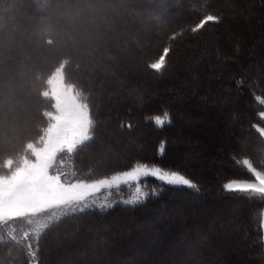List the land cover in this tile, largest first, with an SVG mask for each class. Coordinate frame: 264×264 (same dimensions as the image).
<instances>
[{"label": "rangeland", "instance_id": "rangeland-1", "mask_svg": "<svg viewBox=\"0 0 264 264\" xmlns=\"http://www.w3.org/2000/svg\"><path fill=\"white\" fill-rule=\"evenodd\" d=\"M220 1L221 4L225 3L230 8H234L232 13L225 12L223 14V21L221 24H219L220 28L218 30L217 36H220V38H222V41L226 47L224 48L222 46V49L224 50V54H227L223 56L222 61L226 58V60L236 62V54L234 52V49L235 51L237 49L240 50V48L243 49L244 40L246 38L247 45H251L252 42H254V38L248 31V28L250 27V19L253 18V15H251V13L249 14L247 10L244 11V9H241L244 14H237V12L239 13L240 11V7H238L237 9L235 8V0ZM15 2L16 0H0V84L5 86L6 88V90H4L3 88L4 93H0V152L4 148L11 152V145L14 144V146H16L18 142L24 144L27 140H31L27 141L26 143H38L39 137L41 135L37 137L36 135H34L38 131V124L41 122L44 125L41 128V133L43 134V131L47 128L48 125V119L46 115L54 111V102L51 97V82H59L60 80H63V83L69 89L74 88L88 103L86 97L87 95L86 93H84V90L78 88L73 83V81H78V77L83 83L84 81L87 82L86 86L92 91L93 100H95L96 106L97 104L100 105V109H98V106L96 107V110H98V112L95 110L96 116L94 115V112L90 107L94 121L93 139L95 135L96 138L92 143L88 144L89 146L84 150L82 149V146L75 153L58 154V158L54 164V168L61 172L63 174V177L68 181H75L76 179H79L75 176L73 168L76 156H79L78 158L80 162L83 163V160H85V162H87L86 164L89 165L90 163L93 164L94 161L97 162L96 159L102 160V156L109 155V152H111V155L113 156V153H117L115 151L117 149H119V151H121L125 156L128 155V152L137 151L139 154H142L143 151L150 152L152 148H154V146L157 144V140L153 142V144L152 140L148 143L147 138L145 139L147 143L144 141L145 137L142 135V130L144 131L148 128L150 129V125L148 127L147 124L145 125V123L139 122L134 118V113L136 107H138L137 99L139 97L137 95L138 93L136 92L135 83L142 85L143 88H146L148 82H143L141 80H152L150 78H147L146 73L141 67V63L147 61L148 57L153 53V51L148 53V57L147 55H142L143 57H141L139 63L136 61L134 53L135 48L136 50H139L140 46H138L137 44L132 45L136 42V38L139 39V36L143 38V36L145 35L151 33L155 35L159 32L156 27L159 26L158 24L160 20H155L152 18V10L149 9L151 4L150 0H62L61 7L63 9V13L58 12L59 15L57 14V10L52 7L51 0H24V3H19L21 5L20 7L18 3L15 4ZM200 3H202L201 0ZM192 4L195 3H192L191 0H161L160 6H154V10L155 12L159 11L160 13H162L163 16L161 15V18H163L166 13L172 15L177 13L179 15L181 13V10L188 11L189 8H196L197 5L194 6ZM262 5H264L263 0ZM28 8H30L35 13L36 11H39L40 14L42 13V16H48L45 19L41 20L42 24H39V30L33 33L30 32L31 29H26L23 26L24 24L25 26L29 27L28 24H21V22H19V24L15 25L14 22H12V19L22 20V18H26L24 15L27 13ZM13 15L15 16L12 17ZM49 15H55L56 18ZM193 16H189L188 20ZM263 18L264 13L259 15V17H256V20H263ZM53 19H56L60 24L65 25L66 30L63 34H67L68 36L66 41H63L62 31H57L56 28H54L55 24L50 22V20ZM128 20L133 21V23L135 24L133 26H130L131 24L128 22ZM167 20L169 21V19ZM258 22L259 21H257L256 23ZM49 23H51L52 26ZM170 24L171 21L167 24V26H169ZM48 25L49 29L47 27ZM79 26L83 27V29L79 30ZM42 29L50 30L51 35L55 36L56 43L54 46L51 45L47 47L42 42V34L39 33V31H41ZM32 34H35V36H33ZM207 36L208 35L203 36L204 38L202 37L203 42H206L204 39L207 38ZM220 38L218 40H220ZM117 40L119 41L120 46L118 45L119 43L117 42ZM248 41H250V43H248ZM110 47L116 49V51H113L112 49L108 51L112 55L111 59H113V57L114 59H116V62L114 61V66H119L120 70H122L121 73L119 72L120 75L118 76L117 73L111 71L110 68H104V66H106V63H104V60L102 59V54L105 53V51ZM174 51H177L176 54L178 55H175L174 57H170L168 59L169 65L166 72H164L163 74L164 76H161L157 82H153L155 84H158L159 86L156 85V87L152 88L153 91H155L152 94L154 96L158 94L160 97L169 94L172 97L177 98L176 102L179 105V101L181 99H183L186 103V108H183V114L181 112H176L174 114L173 127L175 131L180 132V127L183 126L182 130L184 133H187L188 135V133H191L192 131L194 132L195 136L193 138L189 136L182 137L184 141L182 143L171 139L170 147L168 149L170 158L176 157L174 158V160L176 161L174 162V164L180 167H185V162H191V160H189L191 158L190 155H192V158L195 159L196 154V151H192V147H189V143H191L193 147L195 146L196 148L202 150L204 153H207L206 148L211 144L222 145L224 141L231 144L233 141L237 142V139L236 137H233V139L230 140L227 139L226 135V138L220 135L222 133L226 134L225 132L227 131L226 127H224L225 125H227L228 127L232 125V121L229 120L230 116L229 114H227L228 111H224V116H222L223 111L221 109V104L223 101L219 100L218 95V102L214 100V93L207 90L204 86V78L199 84L200 75L203 77H209L210 75H212V79L215 77L216 80L219 79L218 72L220 67L218 66L221 63V59L218 62H215V64L214 62H212V65L214 66H207L205 68L206 71L202 72L199 71V68H196V65H194L195 62H200L201 60L198 58L199 54H193L196 53L193 47H187V50L185 49V46L183 49H179L178 47L175 48ZM60 53L64 54L60 59H53ZM188 53L191 55L192 60H190V56ZM248 56H250V54ZM86 58H92L94 60H89L88 62ZM111 59L110 61L113 63V60ZM250 59L254 60L253 65L255 68L258 64L262 65V63H264L263 53L256 56V58ZM52 60L58 62L54 64V61ZM51 61L54 65L46 75L48 76V78L46 81V88H44L43 91V96L47 99H50L51 106H53L51 110L46 111V115L42 118L43 121H37L36 119L32 123L30 122V119L34 115V112L36 117L39 116L41 118V109H44L45 107L43 105L42 107H40V105L36 107V102L34 101L38 93L34 92L33 85L29 83V80L25 81L23 79V77L28 75H22L21 73L25 67V63H33L34 65H36V67L43 68V66H46ZM248 62L249 61L247 60V63ZM133 68L135 70L137 69V72L140 74L141 79H134L132 77ZM98 75L99 79L96 78ZM170 78H173L172 82L167 81V79ZM195 80H199L198 83H196ZM188 81L191 84L192 82L194 84L196 83L198 92L196 91L195 95L185 94V92L189 90ZM101 83H103V85H101ZM124 85L127 87V89H125L126 94L129 93L127 94V98L122 96V92L124 91L121 90V88ZM184 94L186 96H184ZM43 96L41 97V100L43 102H46L45 100H43ZM160 97H158V103H160V100H163V98L161 97L160 99ZM190 103L194 104L193 106L200 107L198 114H196V112L191 114V112L193 111L190 110L189 106L192 105ZM210 108L213 109V113L210 116L213 117L212 119L206 114V111L210 110ZM120 117H123L125 121L130 120L132 122V132L124 130L120 126L118 127L117 123L118 118ZM215 118H217L218 122L214 121ZM131 119H134V121ZM97 123H99L98 129L96 128ZM32 126L35 128L36 132L32 134L29 139L22 141L20 139L21 133L25 134L27 132H31ZM170 130L172 131L173 129L170 128ZM146 135L149 138L153 139V134L148 133ZM176 135L179 138V134L176 133ZM191 136H193V134H191ZM200 139H204V143H202ZM175 145H177L178 149L180 146L179 152H176L178 149L175 148ZM113 158L114 161H124L123 157L119 156L118 153L115 155V157H112V159ZM208 159H210L209 162H213V165H216L212 157H208ZM109 160L111 159L109 158L108 160L104 161V163L108 162ZM164 160L168 161L169 159L164 157ZM139 162L141 161H137L135 163ZM100 163L103 164L102 161ZM135 163H133L131 167H133ZM202 163L203 161H199L196 168L200 170V166H206L210 168L208 165H202ZM131 167L125 170H130ZM99 168H101V165L99 166ZM192 173L196 177L198 176L197 173ZM104 174L105 173H102L98 177L95 176L94 179L82 178V180L91 181L103 178L105 176H110L115 173L107 175ZM223 177L224 175L221 176L222 180L224 179ZM197 178L199 179V176ZM200 179V181H202L203 183L205 182V179L201 177ZM147 182L148 178L146 181H141L140 187L142 191L150 190ZM162 187L165 188L167 187V185H163ZM204 193H207V196L204 200L200 199L201 201L199 200L198 202H194L195 204L183 203V206L177 207L180 212L179 214L181 215L177 216L178 218H181L182 221L189 216L190 218L185 222V224L187 223V226L185 225L184 228L191 226L193 232L197 231L199 225H204L203 230L208 233L210 237L209 239H211V241L213 242V246L208 244V241H205L206 238L204 239V237L201 236V232H197L193 235L194 239L192 240L196 246L195 253H192V256L194 258L184 260L181 257L177 256V250L173 252L175 249H171L170 247L169 252L173 257H175V260L170 262V260L164 258L162 259L161 264H238L239 261H242L239 264H246L247 261L251 262V255H244L237 251L240 247L239 243L237 244L238 234H236V237L233 236V232L238 228V223L234 222L232 216H236L239 213V210L236 209L239 207V201L227 198L221 200L217 197L216 200L209 199L208 196L212 198H214V196L207 192V190H205ZM135 196V186L131 185H121L119 189H105L95 194V205L91 208H100L99 205L101 204H113L115 200V202H121L126 199L131 200ZM176 197L170 196L166 191L165 197L163 199L167 200V202L169 203L171 201H175L173 202V206H171L175 208L174 204L177 201ZM206 199L210 201H207ZM183 200L185 199L183 198ZM205 200L207 202H205ZM162 201L164 200H160L156 202V204L163 206L164 203ZM215 201L217 203L221 201V204L219 203L220 205H218L217 209H214L215 207L213 205V202ZM203 202L207 203L206 205H210H208L206 209H204V211L208 209L203 216L204 220L202 219V214L204 211L202 212L201 210V207H205V204ZM88 203L92 205V197L89 198ZM188 205H190V207H188ZM147 207L143 210H139L136 214L141 215L143 212H147L146 216L148 217H150V215H154L155 211H153L152 209H148ZM167 208H169V206ZM168 210H170V208ZM241 213H243L244 216L245 211ZM68 214H71V212L64 214L61 212V210H55V215L59 217L58 220L50 219L52 213L48 212L31 218V223L28 222V219H22L15 222H10L7 225H0V238H9V233L11 232L17 237L18 240H20L23 238V235L27 233L28 238L33 242L35 255L31 257L34 264H37L39 260V256L36 255V251H39V248L41 249V252H39L42 253L43 256V259H41V264H87L88 261L95 262L97 260V257L99 258L100 253H90L84 248L89 247L93 249L95 246H97L96 244L94 245L95 239L100 240L103 238L102 236L100 237L96 235L97 231L103 230L107 232L108 230H113L111 229L113 227L116 228L115 226L119 228L118 225H114V221L117 220L115 216L116 214L110 216L107 215L103 218L92 214L93 216H87V219L86 217H80L77 220L66 222L55 227L54 224L59 222L60 218ZM124 216H129L128 218H125V221L128 220V224H126V226L128 227V225H130L133 221L131 219L132 215H128L126 213V215ZM215 218L216 220H219L217 224L218 228L213 229L210 227V223L212 222V220H215ZM190 220L192 221V223L189 222ZM95 221L96 223L101 222V225L99 224V227H95L94 230L92 229V231H90V229L88 228L91 226L90 224L95 223ZM41 224L47 225V227L41 230L38 235L37 228ZM80 229L89 232L90 235L86 237L84 236V233L82 234L81 238L76 239V237H73V232L77 231L78 233ZM134 229L135 227L132 228V231ZM217 229H219V234L212 231H215ZM46 230H48L47 233ZM203 230L202 232H204ZM177 231L178 235L176 236L175 234L170 233V235H168V240L174 242H182V231L184 230L180 228ZM112 232L114 233V231ZM261 236L263 239L262 246L264 248V229H262ZM225 237H227V239ZM223 238L228 241H230L232 238H235V244L230 245L228 243H224V245L223 243H220L221 240H224ZM105 241V245H107V238L105 239ZM218 241H220V248H216ZM130 242H132V240ZM112 243L113 241L109 240L108 249L109 252H111L110 257L113 259H116L115 257L118 255L117 252H127L128 247H130L128 245L123 246L122 243H120L115 248H112ZM67 246L71 247L69 248L70 251L65 249ZM97 247L99 248L98 251L106 250L102 247V244ZM131 248H134V246H132ZM214 248H216V253L214 251ZM240 249H243V247L241 246ZM49 260L52 262H50ZM109 262H113V260ZM255 264H259L258 260H255Z\"/></svg>", "mask_w": 264, "mask_h": 264}, {"label": "trees", "instance_id": "trees-1", "mask_svg": "<svg viewBox=\"0 0 264 264\" xmlns=\"http://www.w3.org/2000/svg\"><path fill=\"white\" fill-rule=\"evenodd\" d=\"M191 1L192 3H195L192 5L194 6L197 5L196 8H189L188 11L181 10V13L179 15L177 13H175L174 15L166 13L163 18L159 19L160 20L158 24L159 26L156 27L159 30L158 34L154 35L152 33L151 34L146 33L148 35L143 36V38H141V36H139V39L136 38V42L134 44H132L131 42L132 45L137 44L138 46H140L139 50H136L135 48V53H134V57H136V61L139 63H140L141 57H143L142 55H147L148 57V53L153 51V53L148 57V59L145 58L147 59V61L144 60L145 62L141 63L142 64L141 67L143 71L146 73L147 78H150L152 80H149V79L141 80L143 82H148L146 85V88H143L142 85L135 83L136 92L138 93L137 95L139 97L137 99L138 107H136V110L134 113L135 119H137L139 122L145 123V125L147 124L148 127L150 125V129L147 127L148 129L144 131L142 130V135L145 137L144 138L145 142H146L145 140L146 138L148 140L147 141L148 143L152 140V144L153 142L157 140V144L154 146V148H152L153 151L152 150L150 152L143 151L142 153L143 155L139 154L137 151L128 152L127 153L128 155L125 156L122 154L121 151H119V149H117L115 151L118 153L119 156L123 157L124 159L123 162H119L116 160L114 161V158L112 159V157H115L117 153H113L114 155L112 156L111 152H109V155L102 156L103 158L102 160L96 159L97 162L94 161L93 164L90 163L89 165L86 164L87 162H85V160H83V163L80 162L78 158L79 156H76L74 160L73 168H74L75 176L77 178L79 179L93 178L94 179L95 176L98 177L102 173H105L104 175H107V174H112V173H116L121 170L128 169L129 167H131L133 163L137 161H141V162H146L148 164L159 165L164 168L171 169V170H178L184 173L187 177L192 179L199 186V192H196L194 190L187 189V188H177L173 186H167L163 188L160 182H157L154 179L148 178L147 183H148L150 190L157 191L158 195H154V196L149 195L145 202H141L135 206H131V205H125L122 202H115L116 201L115 200L114 201L115 203L114 202L113 204L111 203L113 205V207L111 208H105V209L90 208V209L85 210V212L83 213H79V212L71 213V214H68L60 218L59 222L54 224L55 227L57 225L64 224L66 222L77 220L80 217L81 218L86 217L87 219V216H91L92 214L98 217H102V218L107 215L110 216V215L116 214L115 216L117 220L114 221V225H118L119 228L115 226L117 229L113 227L111 228L113 230H108L107 232L103 230L97 231L96 235L100 237L102 236L103 240L95 239L94 241V245L96 244L97 246H100V244H102V247L106 250L98 251L99 248L97 246H95L93 249L89 247L84 248L85 250H88L90 253L92 252L100 253L99 258L97 257V260L95 262L88 261L87 264H129V263L130 264H161L162 259L164 258L172 262L175 260V257H173L172 254L169 252L170 247L171 249H175L173 252L177 250L178 252L177 256L181 257L184 260H187L189 258L191 259L194 258L192 256V253H195V249H196L195 243H193L192 241L194 239V236H193L194 234H196L197 232H201L202 233L201 236L204 237V239L205 238L207 239V240L205 239V241H208V244L213 246L212 245L213 242L211 241V239H209L210 237L208 233H206V231L203 230L204 225L202 226L199 225L196 232H193L191 226L184 228L185 225L187 226V223L185 224V222L190 217L188 216L186 219H184L185 221L184 220L182 221L181 218H178V216H181V215L179 214L180 212L177 209V207L183 206L182 205L183 203L195 204L194 202H198L200 199L204 200L205 197L207 196V193H204L205 190H207V192H209L210 194L214 196V198L208 196L209 199L216 200V197H217L218 199L220 198L221 200H224L227 198V199H231V200L234 199V200L239 201V207L236 208L237 210H239L238 211L239 213L236 216H232V219L234 220V222L238 223V228L236 231L233 232V236L236 237V234H238L237 244L239 243V246L243 247V249H240L239 247L237 251L244 255L249 254L252 257L250 258L252 261L258 260L259 264H264V248L262 246L263 239L261 236L262 228L260 227L261 221L263 220L264 201H262L258 197L248 198L243 195L234 196L231 194H227L221 190L222 184L231 179H240V180L252 179L251 174L248 173L247 169L243 167L241 164H239L238 161H242L243 159H246V158L250 159V161L253 163L255 167H257L258 170L264 171V138L260 137L259 134L256 133L255 130L251 128V125L253 123H259L261 124V126H264V122H261L257 115L259 111L264 110V106H260L258 102L254 100L255 95L264 96V68H263L264 63H262V65L258 64L257 67L255 68L253 65L254 60L250 59V58H256V56L262 53L264 55V22H263L264 18L263 20L261 19L256 20V17H259V15L264 13V5H262V0H235V4H234L235 8L237 9L238 7H240V11L239 13L237 12V14L239 15L244 14V12L241 11V9H244V11L247 10L249 14L251 13V15H253V18L250 19V27L248 28V31L251 34V36L254 38V42H252L251 45L250 44L247 45V38H246L244 40L243 49L240 48V50L237 49L236 51L234 49V52L236 54L235 55L236 62H232L230 60H226V58L222 61L223 56L227 55V54H224V50L222 49V46L224 48L226 47L222 41V38H220V36L218 37L217 35H218V30L220 28L219 24H221L223 21V16H224L223 14L225 12L232 13L234 8L232 7L230 8L225 3L221 4L220 0H201L202 3H200V0H191ZM51 2H52V7L55 10H57L58 15L59 13H63L62 12L63 9L61 7L62 0H51ZM17 3L20 7L21 6L20 4L24 3V0H16L15 4ZM154 6L155 5L150 4V8L148 7L149 9L152 10L151 16H153L155 13ZM214 6L216 9L214 8ZM31 11L32 10L28 8L27 13L24 15L26 18H22V20L12 19V22H14L15 25L19 24V22H21V24L23 23L28 24L29 27L25 26L24 24L23 26L26 29H29V30L31 29L30 32L33 33L39 30V26H40L39 24H42L41 20L45 19L48 16L47 15L42 16V13L40 14L39 11H36V13L33 11L31 12ZM206 12H212L213 14L221 16L222 17L221 23L209 24L204 29H202L200 32L196 34L186 33L183 37L179 38L175 42L169 41L168 37L174 31H178L181 27H187V26L195 24L196 22H198L201 15H203ZM14 16L15 15H13L12 17ZM49 16H53L56 18L55 15H49ZM189 16H193V17H191V19L188 20ZM167 19H169V21ZM170 21H171V24L167 26V24L170 23ZM257 21L259 22L256 23ZM50 22L55 24L54 28H56L57 31H62V34L65 32L66 30L65 25L60 24L59 21H57L56 19L50 20ZM128 22L131 24L130 26H133L135 24L131 20H128ZM47 27L49 29V25ZM78 29L82 30L83 27L79 26ZM39 33L42 34L41 36L42 42L45 44V46L48 47L51 45L52 46L55 45L56 39H55V36L51 35L50 30L42 29L41 31H39ZM32 35L35 36V34H32ZM205 35H208V36L207 38L204 39L206 42H203L202 41L204 38L203 36ZM67 37H68L67 34H63V41H66ZM219 38L220 40H218ZM49 40H51V43L48 42ZM117 42L119 43L118 40ZM248 43H250V41H248ZM118 45L120 46V43ZM164 46L172 47L173 51L175 50V48H178V47L179 49L180 48L183 49L185 46L186 50H187V47H190V46L193 47L196 53H193V52H190V53H193L195 55L199 54L198 58L201 60L200 62L199 61L195 62L194 65H196V68H199V71H202V72L206 71L205 68L207 66L213 67L214 65H212V62H214L215 64V62H218L221 59L220 61L221 63L218 66L220 67L219 72H218V78H219L218 80H216V77L212 79L211 78L212 75H210L209 77L208 76L203 77L200 75L199 76L200 81L195 80V82L198 83L199 81V84H200V82H202L204 78V83H205L204 86L207 90L214 93L213 94L215 98L214 100L218 102L217 100V95H218L219 100L223 101L221 104V109L223 111L222 116H224V111H228L227 114H229L230 116L229 120L232 121V125L229 127L225 125L224 127H226L227 132H225L226 134L222 133L220 135L223 136L224 138L227 137V139H230V140L233 139V137H236L237 142L233 141L231 144H229V142L227 143L224 141L222 145L221 144H216V145L211 144L210 146H207L206 148L207 153H204L202 150L196 148L195 146L193 147V145L189 143V147H192V151L194 150L196 151L195 159H193L192 155H190L191 158L189 160H191V162L188 161V162H185L184 164V166L188 168L189 170L186 169L185 167H180V166L175 165L174 162L176 161L174 160V158L176 157L170 158L168 154V149L170 147L171 139L182 143L184 142L182 137L189 136L193 138L195 136L194 132L192 131L191 133H188V135L187 133H184L182 130L183 126L180 127V130H179L180 132L175 131L173 127L174 114L176 112L178 113L181 112L183 114V108H186V103L183 99H181L179 101L180 103L179 105L176 102L177 98L172 97L169 94L163 95V97L161 96L163 100H160L159 101L160 103H158V97L160 96L158 94L155 96L152 94L153 92H155L153 91L152 88L158 85L153 82H157L161 76H164L163 74L164 72H166L169 62L167 63V67L164 69L162 73H154V72L149 71L146 68V64L150 62L151 60L155 59L157 52L162 50ZM110 49H112L113 51L114 50L116 51V49H113L112 47H110L105 51V53L102 54L103 55L102 59L104 60V63H106L105 64L106 66H104V68L105 69L110 68L111 71H114L115 73H117V76H118L120 75L119 72L121 73L122 70H120V67L118 65H117L118 67L114 66L115 65L114 61L116 62V59H114V57L113 59H111L112 55L108 52ZM222 50H223V53H222ZM176 53L177 51L172 52L170 54V57H174L175 55H178ZM249 54L250 56H248ZM63 55L64 54L60 53L53 59L55 60L60 59ZM189 56H190V60H192L190 54ZM86 59L88 60V62L89 60H92V61L94 60L92 58H86ZM110 59L113 60V63L110 61ZM244 59H247L249 62L247 63V60H244ZM55 60H52L54 61V64L58 62V61L55 62ZM52 61L48 63L46 66H43V68L36 67V65H34L33 63H25L24 65L25 67L21 73L22 75H28V76L23 77V79L25 81L29 80L30 81L29 83L33 85L34 92L38 93L39 95V96L38 95L36 96V99L34 96V99H35L34 102H36V107H38L39 105L40 107H42V105L45 107L44 109H41V112H40L41 118L39 116L36 117L35 112H34V115L30 119V122L32 123L36 119L37 121H43L42 118L46 115V111L51 110L53 106V105L51 106L50 99H47L43 96V91H44V88H46V81L48 78V76L46 75L54 65L52 64L53 63ZM132 77L134 79L135 78L141 79V76L137 72V69L135 70L133 68ZM96 78L99 79V75ZM172 79L173 78L167 79V81L172 82ZM73 83L78 88H81L84 90V93H86L87 95L85 96L87 97L88 103H90V107L93 110L94 115L96 116V113H95V110L97 109L96 107L98 106V109H100V105L97 104L96 106L95 100H93V93L86 86L87 82L84 81L83 83L78 77V81L77 82L73 81ZM196 83L194 84L192 82L191 84L188 81L189 90L185 92L186 95H195V92L198 90L196 88ZM101 85H103V83H101ZM125 85L122 86L121 88V90H123L124 92L122 91L121 92H122V96L127 98L128 96L127 94L129 93L126 94L125 89H127V87ZM84 87H86L87 89ZM3 88L4 90H6L5 86L0 84V93H4ZM185 94L184 96H186ZM42 96H43V100H45L46 102H43L41 100ZM193 105L194 104L189 106L190 110L193 111L191 112V114H193L194 112L198 114L200 107L193 106ZM96 111L98 112V110ZM162 111L170 113L171 123L163 128H158L154 125V123H151L149 121L155 115L162 114ZM212 113H213V109L211 108L210 110L206 111V114L208 117H210ZM210 118L212 119L213 117H210ZM131 120L134 121V119H131ZM214 121L218 122L217 118H215ZM40 123L38 124L37 132L35 128L32 126L31 127L32 131L27 132L25 134L21 133L20 139L22 141L27 140L35 132L36 133L34 135H36V137L39 135H42L41 128L44 125ZM131 123L132 122L130 120L125 121L123 117L122 118L120 117L118 118L117 125L118 127L119 126L122 127L124 130L132 132ZM98 126H99V123H97V126H96L97 129H98ZM170 128L173 130L171 131ZM148 133L153 134V139L149 138L146 135ZM176 133L179 134V138L177 137ZM191 134H193V136H191ZM95 138H96V135L94 139L90 141L88 144L92 143L95 140ZM200 140L202 141V143H204L203 141L204 139H200ZM27 141H31V140H27ZM162 141H166V148H165V151L161 154L158 149ZM26 142L24 144L18 142L16 146L12 144L11 152L5 148L2 149L0 152V165H2V162L5 158H12L17 163H19L21 154L24 151V146ZM88 144L84 145L82 149L83 150L86 149L89 146ZM175 148H177V145H175ZM179 149H180V146H179ZM179 149L176 152H179ZM164 157L169 160L168 161L164 160ZM208 157L209 158L212 157L216 165H213V162H209L210 159H208ZM109 158L111 160L104 163V161L108 160ZM99 161L100 162L102 161L103 164L100 163ZM199 161H203L202 165H208L210 168L206 166H200L201 170L196 168L197 163ZM100 165H101V168H99ZM191 171L194 173H197V175L199 176V179L197 178L198 176L196 177ZM222 175H224L223 180L221 178ZM200 177L205 179L204 183L206 185L202 181H200L201 180ZM166 191L169 193L170 196H175V197L178 196L176 197L177 198V201L175 203L176 205L174 204L175 208L171 207L173 206V202L175 201L173 202L171 201L169 203L167 202V200L163 199L165 197ZM183 198L185 200H183ZM160 200H164L162 201L164 203L163 206L156 204V202ZM206 200L210 201L208 199ZM206 200L205 202H207ZM219 203L221 204V201H219ZM219 203H217L216 201L213 202V205L215 207L214 209H217L218 205H220ZM204 204H205V207H201L202 212L209 205V204L206 205L207 203H204ZM147 206H150V207H147ZM168 206L170 210H168L169 209L167 208ZM146 207L148 209H152L153 211H155V214L150 215V217L146 216L147 212L146 213L143 212L141 215L136 214L139 210H143ZM188 207H190V205H188ZM207 210H205L202 214L203 220H204L203 216ZM240 211L241 212L245 211L244 216H243V213H241ZM126 213L128 215H132L131 217V219L133 220L131 223L132 227H131V224L128 225V227L126 226V224H128V220L125 221V218L129 217V216H124L126 215ZM189 222L192 223L191 220ZM218 222L219 220L218 219L216 220L215 218V220H212V222L210 223L211 225L210 227L213 229L218 228L217 226ZM100 223L99 222L96 223L95 221V223L90 224L91 226L88 229L92 231V229L94 230L95 227H99ZM179 226L182 230H184L182 231L183 241L174 242V241L168 240V237H169L168 235H170V233L175 234L176 236L178 235L177 230L180 229ZM133 227H135V229L132 231ZM202 230L204 232H202ZM47 231L48 230H46V233ZM112 231H114V233ZM212 231L218 233L219 229L215 231L212 230ZM82 234H84V236L86 237L90 235L89 232H86L83 229H80L78 233L77 231L73 232V237H76V239L77 238L79 239L81 238ZM106 238H107V245H105ZM225 238L227 239V237ZM225 238H223L224 240H221V242L220 241L217 242L216 248L217 247L220 248L219 242L223 244L228 243L230 245L235 244V238H232L230 241L226 240ZM109 240L113 241L112 248H115L120 243H122L123 246L128 245L130 247H128L127 252L125 251L117 252L118 255L116 257L114 256L116 259H113L110 257L111 252H109V249H108ZM131 240L132 242H130ZM131 245L134 246V248H131L132 247ZM69 248L71 247L67 246L65 249L70 251ZM112 248H111V251H112ZM216 248H214L215 253H216ZM39 251L41 252L40 248H39ZM39 251H36V255L39 256V257L37 256L39 258L37 264H41V259H43L42 253H40ZM180 253H181V256H180ZM40 254H41V257H40ZM128 254H131V255H128ZM111 260H113V262H109ZM252 261L250 263H252ZM0 264H34V263L32 261V257L27 254V250L24 247H22L20 244L11 242L9 238L7 237H2L0 238Z\"/></svg>", "mask_w": 264, "mask_h": 264}, {"label": "snow or ice", "instance_id": "snow-or-ice-1", "mask_svg": "<svg viewBox=\"0 0 264 264\" xmlns=\"http://www.w3.org/2000/svg\"><path fill=\"white\" fill-rule=\"evenodd\" d=\"M151 4L159 7L161 0H150ZM167 10V9H165ZM162 13L155 12L153 19L159 20ZM222 17L212 12H206L198 22L174 31L169 41L175 42L187 34H196L209 24H219ZM51 43V40L48 41ZM173 48L164 46L157 52L155 59L146 64V68L154 73H162L167 67L168 59ZM51 97L54 111L46 115L47 128L39 137L38 143L28 142L24 146L19 163L12 158H5L0 165V225H7L17 220L28 219L51 212L50 219L58 220L55 210L62 213H83L95 205V194L105 189H119L121 185L135 186L136 196L131 200L121 201L125 205L135 206L145 202L149 195H158L155 190L142 191L140 183L147 178H153L160 184L177 188H187L199 192V186L184 173L178 170L165 169L159 165H150L146 162L135 163L130 170H122L110 176L95 180L76 179L68 181L63 174L54 168L58 154L75 153L79 148L93 140L94 121L89 103L74 88L69 89L63 80L51 82ZM254 100L264 106V96L255 95ZM261 122H264V110L257 113ZM158 128L171 123L170 113L163 112L155 115L149 121ZM251 128L264 138V126L253 123ZM166 148V141L159 145L162 154ZM245 167L252 179H231L222 184V191L231 195H243L248 198L258 197L264 201V171L253 165L250 159L238 161ZM93 203H88L89 198ZM101 209L111 208L112 204H101ZM47 225L41 224L37 234ZM260 227L264 229V220ZM9 240L20 244L27 250L29 256H34L33 242L28 234L22 240L11 232Z\"/></svg>", "mask_w": 264, "mask_h": 264}, {"label": "bare ground", "instance_id": "bare-ground-1", "mask_svg": "<svg viewBox=\"0 0 264 264\" xmlns=\"http://www.w3.org/2000/svg\"><path fill=\"white\" fill-rule=\"evenodd\" d=\"M123 241H124V240H123ZM153 256H154V255H153ZM241 262H242V261H241ZM241 262L239 261V263H241ZM161 263H162V262H161ZM239 263H238V264H239ZM243 263H244V262H243ZM236 264H237V263H236ZM246 264H255V260H253L252 263H250V261H247Z\"/></svg>", "mask_w": 264, "mask_h": 264}]
</instances>
